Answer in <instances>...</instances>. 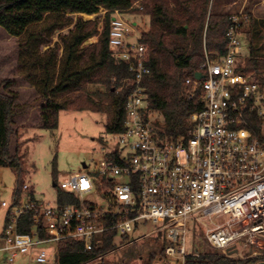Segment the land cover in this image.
I'll list each match as a JSON object with an SVG mask.
<instances>
[{"label": "built area", "instance_id": "2783aa9c", "mask_svg": "<svg viewBox=\"0 0 264 264\" xmlns=\"http://www.w3.org/2000/svg\"><path fill=\"white\" fill-rule=\"evenodd\" d=\"M130 11L114 10L109 32L113 58L133 73L124 129L103 137L112 136L113 142L111 150L101 151L98 163L60 183L76 203L36 200L25 183L18 204H1L8 215L0 236L5 264L33 253L38 263L55 260L57 243L65 239L82 242L90 251L110 230L123 239L141 226L152 228L129 243L161 236L166 245L159 262L185 264L188 256L203 255L186 252L189 221L204 230L205 241L219 255L242 260L264 256V84L243 72L246 15L231 14L226 53L206 59L201 79L186 80L190 98L201 88L204 107L191 115L189 136L170 141L160 139L154 127L158 112L149 109L142 85L150 71L147 46L139 42L136 21L125 17ZM254 113L259 134L248 128L247 114ZM26 213L34 214L35 224L31 232L19 233L18 220ZM50 243L55 248L33 252Z\"/></svg>", "mask_w": 264, "mask_h": 264}, {"label": "trees", "instance_id": "16d2710c", "mask_svg": "<svg viewBox=\"0 0 264 264\" xmlns=\"http://www.w3.org/2000/svg\"><path fill=\"white\" fill-rule=\"evenodd\" d=\"M137 2L141 9H133ZM210 3L211 0H0V27L9 36L19 38V50L30 60L18 62L21 68L27 66L22 78L39 93L32 102L17 103L18 92L9 89L14 85L13 81L3 82L4 92H0V167L10 168L17 177L14 204L19 203L25 182L19 142L12 148V140L26 126V123L17 125V120L30 109L43 103L33 127L54 131L58 127L60 111L90 110L107 113L105 129L108 133L123 131L133 73L127 64L116 61L112 56L109 32L114 10L131 9L132 13L149 17V28L141 34L139 42L147 46L148 53L146 64L150 71L142 81L148 107L162 117L161 122L155 121V130L162 140L175 141L189 136L193 127L190 117L202 110L204 103L200 99V87L190 98L191 86L186 84V80L204 72L202 64L207 58L215 59L226 53V34L232 26L231 15L210 12ZM101 9L106 10V14L100 32L94 21L78 18L67 35L59 34L63 57L56 73L60 44L56 42L42 55L38 47L51 43L53 31L62 30L72 23L67 18L68 14L92 16ZM39 25L41 28L32 31ZM97 33V43L84 46ZM248 51L243 72L252 74L264 84V58L258 55L251 43ZM92 85L103 88L90 91L88 87ZM247 116H251L247 117L251 121L248 128L259 134L261 126L257 114ZM29 194L34 197L33 191ZM56 201L60 206L77 202L75 196L62 190L57 191ZM114 222L111 220L109 223ZM34 224V214L26 213L18 220V232L29 233ZM39 234L41 238L46 237L41 230ZM115 237V230L108 231L90 251L85 250L82 242L61 240L57 243L55 264H85L102 257L116 248ZM123 239L129 240V236ZM165 245L166 242L162 249ZM154 257L151 255L150 261ZM259 262H264V256L242 260L218 253L188 256L185 260V264Z\"/></svg>", "mask_w": 264, "mask_h": 264}, {"label": "rangeland", "instance_id": "374dc122", "mask_svg": "<svg viewBox=\"0 0 264 264\" xmlns=\"http://www.w3.org/2000/svg\"><path fill=\"white\" fill-rule=\"evenodd\" d=\"M257 1L249 0L244 9H236L230 15L239 11L246 15V19L243 22V32L247 40L246 42L244 39L245 45L248 47L251 43L257 50L258 55L264 58V2L256 12L251 11L252 6ZM105 14L104 9L92 16L68 14L67 18L72 20V23L62 30L53 31L50 34L51 43L38 47L39 54L42 55L49 48H52L56 42L60 44L57 57V73L60 60L63 57V44L59 40V34L67 35L78 18L85 21H94L96 29L100 32ZM141 15L137 29L138 35L144 32L146 24L149 22L147 15ZM125 17L128 20H134L132 14H127ZM257 18L260 19V22L256 21ZM39 28H41V25L33 27L32 31H36ZM98 36V33L94 34L84 43V46L97 43ZM18 41L19 38L9 36L0 27V92H4L3 82L13 81L14 85L9 87V89L18 92L19 96L16 102L29 103L36 99L39 93L29 82L22 78L27 66L21 68L18 62L30 60H28L26 54H21ZM248 52L247 49L246 57L242 59L243 65L246 63ZM102 88L99 85L88 87L90 91ZM42 104L36 105V107L30 109L23 117L17 120V125L23 126L26 123V126L19 130L17 137H13L12 148L19 142V150L23 159V180L33 190L34 199L53 203L56 201L57 191L61 190L60 183L71 174L82 173L83 164L92 167L95 163H98L102 159L101 151L103 149L111 150L113 138L112 136L107 140L103 138L108 135L105 129L108 115L105 112L63 110L59 112L56 130L50 131L33 127L38 121ZM153 118L155 121H162L160 113L153 114ZM54 183L56 186H54ZM16 186L17 177L15 173L10 168L0 167V236L3 233L7 216V210L1 204L3 202L7 205L12 203ZM91 198L97 203H102L94 194ZM151 228L150 226H141L130 235V240L143 236ZM187 231L186 252L202 254L219 252V250H215L207 244L204 239V230L196 223L189 221ZM163 242L165 243V240L161 236H156L129 243V240H124L119 235H116V248L87 264H99L100 262L104 264H161L159 258ZM42 248L48 252L50 248H55V244L37 246L33 252ZM151 255H155L152 261L149 259ZM6 257L7 254L0 251V264L6 263ZM12 264H55V262L50 260L45 263H38L33 256L28 255L16 259Z\"/></svg>", "mask_w": 264, "mask_h": 264}, {"label": "crops", "instance_id": "0c3cea01", "mask_svg": "<svg viewBox=\"0 0 264 264\" xmlns=\"http://www.w3.org/2000/svg\"><path fill=\"white\" fill-rule=\"evenodd\" d=\"M248 1L249 0H211L209 10H210V12L215 13V14H230V13H233L236 9L237 10L244 9V7L247 5ZM263 2H264V0H258L252 6L251 11L252 12H256L261 7V5H262ZM134 8L140 9L141 6L137 2V3H135L133 5V9ZM127 14H132L133 17H134V21H136L137 26H139V21H140L139 19H141L142 15L141 14H137V13H132V11L128 12ZM256 21L260 22V19L257 18ZM148 28H149V22H148V24H146V27H145V30L144 31H147ZM245 36L246 35L244 33V38H245ZM246 42H247V40H246ZM30 190L33 191L31 188H30ZM5 221H6V218H5ZM33 254H31V255L34 257ZM99 258H97V259H99ZM97 259H95V260H97ZM54 262H55V260H54ZM90 262H92V261H90ZM85 264H87V263H85Z\"/></svg>", "mask_w": 264, "mask_h": 264}, {"label": "water", "instance_id": "95a60500", "mask_svg": "<svg viewBox=\"0 0 264 264\" xmlns=\"http://www.w3.org/2000/svg\"><path fill=\"white\" fill-rule=\"evenodd\" d=\"M195 77H196V79H201L203 77V75L201 73H196ZM85 167H86V165L83 164V168H85ZM257 264H264V262H259Z\"/></svg>", "mask_w": 264, "mask_h": 264}]
</instances>
